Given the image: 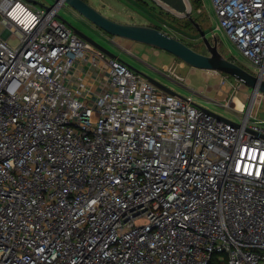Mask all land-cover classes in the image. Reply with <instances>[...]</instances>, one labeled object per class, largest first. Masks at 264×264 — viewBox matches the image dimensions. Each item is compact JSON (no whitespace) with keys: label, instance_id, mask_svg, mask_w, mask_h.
Instances as JSON below:
<instances>
[{"label":"built area","instance_id":"1","mask_svg":"<svg viewBox=\"0 0 264 264\" xmlns=\"http://www.w3.org/2000/svg\"><path fill=\"white\" fill-rule=\"evenodd\" d=\"M212 2L264 79V0ZM65 4L0 0V264H264L256 102H221L234 121L158 88Z\"/></svg>","mask_w":264,"mask_h":264},{"label":"rangeland","instance_id":"2","mask_svg":"<svg viewBox=\"0 0 264 264\" xmlns=\"http://www.w3.org/2000/svg\"><path fill=\"white\" fill-rule=\"evenodd\" d=\"M36 1L31 2V4L44 9L56 2V0ZM88 1L111 19L124 23L157 26L161 30L190 43V46L197 51L209 54L201 33L192 23H189L187 18L177 17L153 0ZM191 2L193 4L191 15L200 24L201 28L206 30V36L211 43H217L219 50L227 58L233 59L249 72L256 73L257 70L254 69V66L236 47L225 31L218 27V18L212 0H200V2L191 0ZM59 15L75 26L85 28L99 43L140 72L159 80L183 97L192 96L196 104L231 120L240 121L244 113H237L221 102L232 99V103L238 104V106H242L244 102V104L246 103V109L251 101L252 104L256 102L254 116L260 123H264V94L262 96L261 93H258L253 99V90L234 77L215 70L194 68L168 51L155 48L146 43L112 36L84 19L68 4L60 9ZM1 34L7 37L9 32L5 31V26L0 21ZM9 44L16 47L19 44V38L11 37ZM164 66H169L173 70L170 76H168L169 71L164 72L166 75L163 73ZM174 73L184 79L179 80Z\"/></svg>","mask_w":264,"mask_h":264},{"label":"water","instance_id":"3","mask_svg":"<svg viewBox=\"0 0 264 264\" xmlns=\"http://www.w3.org/2000/svg\"><path fill=\"white\" fill-rule=\"evenodd\" d=\"M30 2H37L36 0H27ZM57 1V0H56ZM159 6L167 9L172 14L181 18H189L195 25V27L201 33L204 42L207 45L209 54H204L180 38L161 30L160 28L152 25L145 24H132L119 22L106 16L102 11L95 8L88 0H66V3L71 6L77 13H79L84 19L95 25L96 27L104 30L112 36H119L120 38L129 39L141 43L149 44L155 48L162 49L170 52L178 59L189 64L190 66L203 69V70H215L217 72L224 73L228 76L234 77L246 87H250L255 93L264 94V79L249 72L244 66L240 65L236 61L227 58L218 48V44H212L210 39L206 36V32L201 28L200 24L192 17L193 4L191 0H153ZM46 9H50V6H46ZM60 19L65 21L73 30L85 41L90 42L109 57L116 58L126 63L132 70L140 72L137 68L123 60L118 55L114 54L107 47L99 43L94 37L88 35L79 27L68 22L61 15H58ZM158 88L183 97L168 86L153 78L152 76L141 72ZM202 107V106H201ZM205 110L212 112L206 107H202ZM214 113V112H212ZM215 115L226 118L222 115L214 113Z\"/></svg>","mask_w":264,"mask_h":264},{"label":"flooded vegetation","instance_id":"4","mask_svg":"<svg viewBox=\"0 0 264 264\" xmlns=\"http://www.w3.org/2000/svg\"><path fill=\"white\" fill-rule=\"evenodd\" d=\"M80 29H82L84 32H86L88 35H90V36H92L93 37V35L90 33V32H88L85 28H83V27H81V26H78ZM157 27V26H156Z\"/></svg>","mask_w":264,"mask_h":264},{"label":"trees","instance_id":"5","mask_svg":"<svg viewBox=\"0 0 264 264\" xmlns=\"http://www.w3.org/2000/svg\"><path fill=\"white\" fill-rule=\"evenodd\" d=\"M198 2H200V0H197ZM187 20H189V23H192L194 25V23L189 19L187 18ZM195 26V25H194ZM159 28V27H158ZM197 29V28H196ZM206 31V30H205ZM184 42H186L185 40H183ZM188 45H191L190 43L186 42Z\"/></svg>","mask_w":264,"mask_h":264},{"label":"bare ground","instance_id":"6","mask_svg":"<svg viewBox=\"0 0 264 264\" xmlns=\"http://www.w3.org/2000/svg\"><path fill=\"white\" fill-rule=\"evenodd\" d=\"M258 93H259V92H258ZM258 93H255V94H254L253 99L256 97V95H257Z\"/></svg>","mask_w":264,"mask_h":264},{"label":"crops","instance_id":"7","mask_svg":"<svg viewBox=\"0 0 264 264\" xmlns=\"http://www.w3.org/2000/svg\"><path fill=\"white\" fill-rule=\"evenodd\" d=\"M203 10V9H202Z\"/></svg>","mask_w":264,"mask_h":264}]
</instances>
